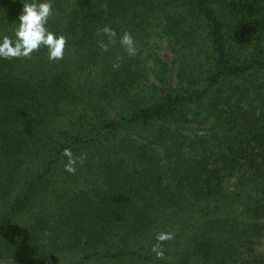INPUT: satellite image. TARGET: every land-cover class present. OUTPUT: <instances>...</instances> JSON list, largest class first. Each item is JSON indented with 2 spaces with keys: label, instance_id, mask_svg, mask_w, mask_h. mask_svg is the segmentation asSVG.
I'll return each instance as SVG.
<instances>
[{
  "label": "trees",
  "instance_id": "trees-1",
  "mask_svg": "<svg viewBox=\"0 0 264 264\" xmlns=\"http://www.w3.org/2000/svg\"><path fill=\"white\" fill-rule=\"evenodd\" d=\"M52 3L63 59H0V264H264V0Z\"/></svg>",
  "mask_w": 264,
  "mask_h": 264
},
{
  "label": "clouds",
  "instance_id": "clouds-1",
  "mask_svg": "<svg viewBox=\"0 0 264 264\" xmlns=\"http://www.w3.org/2000/svg\"><path fill=\"white\" fill-rule=\"evenodd\" d=\"M22 11L18 17L17 27L14 29V38L3 36L0 38V59H25L31 58L34 52L41 48H46L48 59L57 61L63 59L67 39L63 35H57L48 27V22L53 15L52 0H24ZM104 36L108 37L109 42L116 36V32L105 26L101 29ZM120 44L126 49L129 56L137 54V47L131 33L125 32L120 39ZM101 47L107 51V45L101 42ZM118 67V65H114ZM63 155L67 158L64 170L70 174L76 173V165L82 163L86 156L75 157L71 149H65ZM172 239L170 234H160L158 241ZM153 252L157 258H163L164 252L159 244L155 246Z\"/></svg>",
  "mask_w": 264,
  "mask_h": 264
},
{
  "label": "rangeland",
  "instance_id": "rangeland-1",
  "mask_svg": "<svg viewBox=\"0 0 264 264\" xmlns=\"http://www.w3.org/2000/svg\"><path fill=\"white\" fill-rule=\"evenodd\" d=\"M157 47V53L159 54L160 58L165 60L166 62H171L172 61V56L170 54V50L168 48L167 43L162 42L160 44L155 43ZM261 251L264 253V244L261 246Z\"/></svg>",
  "mask_w": 264,
  "mask_h": 264
}]
</instances>
